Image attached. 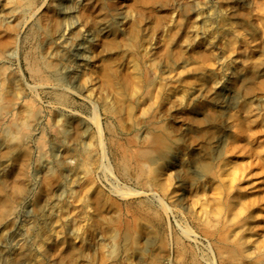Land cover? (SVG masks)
<instances>
[{
	"label": "rangeland",
	"instance_id": "obj_1",
	"mask_svg": "<svg viewBox=\"0 0 264 264\" xmlns=\"http://www.w3.org/2000/svg\"><path fill=\"white\" fill-rule=\"evenodd\" d=\"M0 169V264H264V0H0Z\"/></svg>",
	"mask_w": 264,
	"mask_h": 264
},
{
	"label": "bare ground",
	"instance_id": "obj_2",
	"mask_svg": "<svg viewBox=\"0 0 264 264\" xmlns=\"http://www.w3.org/2000/svg\"><path fill=\"white\" fill-rule=\"evenodd\" d=\"M66 1H69V0H66ZM225 2H227V4H239V3H241V0H225ZM62 5V4H61ZM60 14L61 15H67L68 13H70V10H67L65 7H64V5L63 6H61L60 7ZM58 11V12H59ZM123 18V9L122 8H118L117 10H116V12L114 13V16H112V18H110V20L113 22V23H119V21L118 20H120V19H122ZM99 22V21H98ZM99 28H97L96 29V31L98 32V31H100V32H102V31H105V30H107V28H108V25H107V23L106 22H103V23H100L99 24V26H98ZM78 59V58H77ZM222 91H223V89H222ZM152 99H153V92L150 90V91H148L147 92V95H146V100L148 101V102H151L152 101ZM258 113H259V111L257 110V109H255V108H251V107H249L248 108V110L246 111V114L244 115V119H245V121L249 124V126H252L253 125V123L255 122V118L258 116ZM94 120V119H93ZM61 147V146H60ZM59 149V148H58ZM172 159V158H171ZM173 160V159H172ZM104 165H102V167H103ZM0 170H2V169H0ZM106 170V169H105ZM106 171H108V170H106ZM109 172V171H108ZM13 233H14V231L13 232H9V235L10 236H12L13 235Z\"/></svg>",
	"mask_w": 264,
	"mask_h": 264
}]
</instances>
